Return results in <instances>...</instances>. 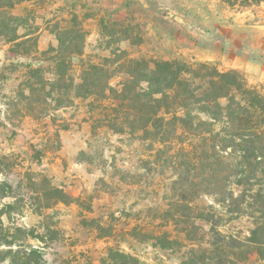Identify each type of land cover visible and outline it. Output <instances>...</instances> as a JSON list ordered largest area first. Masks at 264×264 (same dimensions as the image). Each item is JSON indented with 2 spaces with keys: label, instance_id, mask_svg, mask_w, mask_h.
Instances as JSON below:
<instances>
[{
  "label": "rangeland",
  "instance_id": "obj_1",
  "mask_svg": "<svg viewBox=\"0 0 264 264\" xmlns=\"http://www.w3.org/2000/svg\"><path fill=\"white\" fill-rule=\"evenodd\" d=\"M127 59L208 62L264 95V2L0 0V228L45 264H264V187L185 196L168 156L118 124L101 92Z\"/></svg>",
  "mask_w": 264,
  "mask_h": 264
},
{
  "label": "trees",
  "instance_id": "obj_2",
  "mask_svg": "<svg viewBox=\"0 0 264 264\" xmlns=\"http://www.w3.org/2000/svg\"><path fill=\"white\" fill-rule=\"evenodd\" d=\"M124 68L120 86L106 84L101 94L114 102L120 126L138 124L140 132L156 144V153L168 156L176 172L175 190L180 186L185 196L188 192L197 196L201 185L206 186L212 191L203 194L212 192L217 204L233 199L242 204L246 198L261 197L262 189L254 188L264 187V95L249 87L239 71L221 72L208 62L178 59L153 61L152 66L127 59ZM91 70L98 67L93 65ZM191 169H200V177L191 175ZM229 183L240 188L236 198ZM48 190L54 202H67L63 190L50 185ZM186 202L191 209L193 199ZM193 218L217 233L213 212L200 211ZM23 234L20 228L13 233L0 228V263L45 264L39 249L19 243Z\"/></svg>",
  "mask_w": 264,
  "mask_h": 264
}]
</instances>
